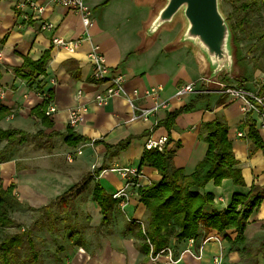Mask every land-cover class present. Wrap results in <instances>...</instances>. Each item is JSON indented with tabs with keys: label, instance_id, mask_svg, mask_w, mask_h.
Returning <instances> with one entry per match:
<instances>
[{
	"label": "crops",
	"instance_id": "crops-1",
	"mask_svg": "<svg viewBox=\"0 0 264 264\" xmlns=\"http://www.w3.org/2000/svg\"><path fill=\"white\" fill-rule=\"evenodd\" d=\"M19 1L0 0V49L4 54L0 63V105L14 111L0 120V127L20 128L30 136L22 143L0 140V157H4L0 159V178L6 187L15 183L14 192L21 206L34 210L62 194L86 173L105 166L76 197L69 214L64 216L68 220L73 218L72 222L79 228L75 231L71 228L69 241L63 243L59 251H52V264H216L218 257H222L221 264H242L243 260H251L249 258H255L256 264H264V247L261 246L264 243V200L248 218L243 241L234 242L238 235L236 228L220 230L202 222L196 237L172 238L167 245L170 250H160L156 262L142 247L145 236L140 220L147 226V206L141 200L139 186L162 177L156 167L140 166L148 138L170 135L166 146L175 150V164L188 175L194 172L209 147L202 137L205 134L203 124L216 118L227 122L228 135L239 160L237 167L242 170L246 183L236 184L231 178H224L221 184L211 179L204 187H192L202 194H213L214 201L204 207L207 216L224 212L235 193L246 194L253 184H264V152L247 136L246 117L250 111L243 109V100L222 96L217 91L203 98H197L198 92L182 97L176 95L177 88L186 83L195 82L203 87L201 83L208 69L191 44L173 45L184 23L171 36H168V26H163L153 41L145 44V25L142 21H133L130 13L136 0H110L106 6L101 5L104 0H88L94 7L95 17L89 33L80 15L66 6L37 0L45 4L44 11L38 13L29 6L19 8ZM121 18L133 21V25L122 26ZM44 20L52 21L54 28L43 30L41 22ZM55 34L81 41L76 48L68 50L53 43ZM94 44L99 45L110 66L126 75L128 93L134 88L144 90L160 86L161 98L168 102V107L148 119L133 120V108L124 94L111 96L103 105L96 104L95 94L103 91L106 84L92 77L93 66L88 52ZM168 46L174 47L168 49ZM47 50L51 51V56L46 61L45 74L35 80L17 75L16 68L23 64L24 56L39 59ZM70 59L74 61L69 62ZM69 67L78 73V78L72 75ZM138 99L141 105L154 103L152 97ZM46 100L49 106L55 107L49 115L53 122L50 126L31 113L32 108ZM192 102H195L194 109L179 114L169 131L162 123L168 113ZM81 104L86 106L83 119L72 125L70 112ZM250 116L264 138L258 112L251 111ZM69 125L91 140L76 146L68 144L65 132ZM40 130L44 136L35 135ZM128 138L131 141L127 148L113 156L108 154L106 144H118ZM95 139L101 141L94 143ZM125 166L140 169V184L128 187V205L123 210L117 202L112 217L105 222L101 206L93 199V190L97 182L109 194L122 188L132 176L125 178L113 168ZM28 216L31 218L30 214ZM56 226L57 223L49 230L55 231ZM57 258H62V262L56 263Z\"/></svg>",
	"mask_w": 264,
	"mask_h": 264
},
{
	"label": "trees",
	"instance_id": "trees-1",
	"mask_svg": "<svg viewBox=\"0 0 264 264\" xmlns=\"http://www.w3.org/2000/svg\"><path fill=\"white\" fill-rule=\"evenodd\" d=\"M110 0H104L102 6H106ZM231 6L227 18L234 32V40L237 45L238 64L240 74L237 79L230 76L224 78L225 81L236 80L240 84H245L249 73L248 56L243 54L242 45L247 43V52L255 53L252 67L260 68L259 61L264 64V0H222ZM51 56V51L47 50L39 59H33L29 55L24 56L23 64L16 68L18 76L35 80L40 74L46 73L45 64ZM70 59L69 62H73ZM72 75L73 67H69ZM2 72L0 70V77ZM259 91L264 93V81L259 83ZM38 90L42 86L38 84ZM211 92H199L197 98L209 96ZM49 101L32 108L31 113L40 117L43 124L52 125V120L46 113ZM195 102L189 103L173 112L168 113L167 118L162 121L170 131L176 123V118L183 112L193 110ZM14 111L5 105H0V120L12 114ZM246 124L249 126L248 138L252 140L256 148L264 152V138L257 129L255 121L251 118V111L247 113ZM204 136L209 147L205 157L200 160L191 174H185L184 169L174 162L175 150L164 148H146L140 166L148 164L158 169L162 175L160 180L152 181L147 185H140L139 192L141 200L147 206V226L143 250L156 255L167 246L171 239H183L196 237L202 222L216 227L220 230L236 228L238 235L235 241L244 240V231L248 224V218L252 212L264 200V184H253L246 194L235 193L231 204L221 214L207 216L204 213L206 204L214 201L211 193L202 194L193 190L192 187H204L208 181L214 179L216 184H221L224 178H231L234 183L244 185L245 177L240 168L237 167L239 160L233 148V144L228 135V124L226 121L216 118L203 124ZM36 136H44L43 131H39ZM30 133L20 128L0 127V140H8V143H22L28 139ZM88 136L78 133L72 126H68L65 132V141L70 145H78L82 141H90ZM171 136L168 137V142ZM101 140L95 139L94 143ZM131 138L119 142L118 144H106L107 152L110 156L116 155L120 150L128 147ZM180 145V143H178ZM1 153V152H0ZM4 157H0L3 159ZM105 168L101 166L95 168L84 175V177L69 187L62 194L52 199L39 210L42 218L47 217L49 225L55 227L58 215H68L74 205L76 197L83 192L91 181L100 175ZM16 184L4 185L3 178H0V264H47L42 251L36 242L32 230L21 229L23 223L11 215V211L21 202L17 198L14 190ZM93 199L101 206L104 214V221L107 222L112 217V211L116 207L117 199L109 194L99 183L93 190ZM42 221V219H41ZM9 227H17L18 230L10 232ZM149 240V241H148ZM264 247V243L261 245ZM260 246V247H261ZM24 250V257L19 259V253Z\"/></svg>",
	"mask_w": 264,
	"mask_h": 264
},
{
	"label": "built area",
	"instance_id": "built-area-1",
	"mask_svg": "<svg viewBox=\"0 0 264 264\" xmlns=\"http://www.w3.org/2000/svg\"><path fill=\"white\" fill-rule=\"evenodd\" d=\"M54 3L61 4L66 6L74 11H76L82 20V23L85 27V30L89 33L90 28L95 23L94 17V7L90 4L88 0H49ZM19 8H24L26 6L31 7L33 10L41 13L45 9V4L39 3L37 0H20L17 4ZM54 23L50 20H44L41 22V28L43 30H49L54 28ZM53 43L58 46L72 50L76 48L81 39H67L55 34L52 37ZM3 50L0 49V63L3 61ZM88 58L90 63L93 66L92 77L94 81L106 84L103 91L97 92L94 97V102L98 105L105 104L111 96L122 95L124 94L130 101L133 108V114L131 119H148L150 115L157 112L162 108L168 107V102L161 98V87H151L141 90L139 88H134L131 93H128L126 90V75L115 67L110 66L105 58L104 53L100 49L98 44H94L92 49L88 52ZM192 92H209L206 91L204 86L198 87L197 83L191 82L186 83L177 88L176 95L182 97L186 94ZM219 92L222 96L239 98L244 102L243 109L245 111H257L259 114V125L261 128H264V93L261 94L259 89L252 90L246 86H243L236 80L224 81ZM139 97H152L154 103L150 106L141 105L138 102ZM86 106L81 104L73 108L69 115V122L72 125L78 124L83 119V112ZM55 110V107L49 106L46 113L50 115L52 111ZM168 142L167 136H161L158 139L148 138L146 142V148H158L159 150H164L166 148V143ZM120 171L121 175L127 178L129 175L132 176V179L127 180L125 185L114 192L112 195L115 199L118 200L120 206L124 210L129 203L130 194L128 192V187L131 185H139V178L142 176V172L139 168L133 166L125 167H116L113 168ZM144 234L146 233L145 223L140 220ZM211 237L216 236L212 235ZM149 241V240H148ZM170 250V247L165 246L162 250ZM151 258L154 262L157 261L156 255L152 253L151 245ZM171 261L175 260L171 258ZM222 257L216 258V264H221Z\"/></svg>",
	"mask_w": 264,
	"mask_h": 264
},
{
	"label": "water",
	"instance_id": "water-1",
	"mask_svg": "<svg viewBox=\"0 0 264 264\" xmlns=\"http://www.w3.org/2000/svg\"><path fill=\"white\" fill-rule=\"evenodd\" d=\"M182 14L184 27L175 45L189 43L207 64L206 91L221 89L224 78L237 79L240 66L234 32L222 7V0H163L144 26V42L149 44L163 26H170ZM173 24V23H172ZM213 83L216 85L212 87Z\"/></svg>",
	"mask_w": 264,
	"mask_h": 264
},
{
	"label": "rangeland",
	"instance_id": "rangeland-1",
	"mask_svg": "<svg viewBox=\"0 0 264 264\" xmlns=\"http://www.w3.org/2000/svg\"><path fill=\"white\" fill-rule=\"evenodd\" d=\"M136 6H134V9L130 12L132 13V20L141 22L142 25H145L146 22H148L151 17L154 15L156 8H159L162 5L163 0H136ZM222 7L226 15L230 12L231 6L228 3H224L222 1ZM130 10H127L129 12ZM146 17V18H145ZM145 18V19H144ZM133 21H127L124 18H121V25L122 26H130L133 25ZM184 18L182 14H178L175 17V21L170 23V26H168V36H171L175 30H177V27L183 25ZM167 34V33H166ZM175 45V42L173 43ZM144 46V45H143ZM249 45L247 43H244L242 45V52L243 54H247L248 56V67H249V74L247 75V83L242 84L243 86H247L248 88L252 90H258V85L261 82V78H264L263 73L264 72V64H262L259 61V66L261 71H258V69H253L252 63L256 56L255 53H248V47ZM174 46H168V49H172ZM261 76V77H260ZM249 81V82H248ZM216 86L214 83L212 87ZM258 87V88H257ZM85 194H88L85 192ZM31 215V218H29L28 215ZM11 215L16 218L18 221L23 223V229L32 230L34 237L36 238V242L39 245L42 256L44 257L46 263L52 264V251L56 249V251L60 250V247L64 246L63 243L68 242L70 238V230L71 228H75L73 231H75L79 226H76L72 220L73 218H70V220L64 218L65 214L58 215V220L56 221L57 226L55 231L49 230L48 218L43 217L39 210H32L29 209L26 206L18 205L11 211ZM25 215V217H23ZM42 219V221H41ZM70 226V228H69ZM53 227V226H52ZM10 232H15L18 230L17 227H9L7 228ZM19 259L24 257V250L22 249L19 253ZM62 255V254H61ZM248 259V258H247ZM251 260L249 261H242V264H256L255 258H249ZM64 261V260H63ZM62 262V258H57L56 263ZM20 264V263H18Z\"/></svg>",
	"mask_w": 264,
	"mask_h": 264
}]
</instances>
